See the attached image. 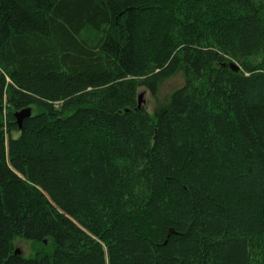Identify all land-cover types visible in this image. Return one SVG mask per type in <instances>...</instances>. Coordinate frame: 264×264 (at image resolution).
<instances>
[{
  "label": "trees",
  "instance_id": "1",
  "mask_svg": "<svg viewBox=\"0 0 264 264\" xmlns=\"http://www.w3.org/2000/svg\"><path fill=\"white\" fill-rule=\"evenodd\" d=\"M0 264H264V0H0Z\"/></svg>",
  "mask_w": 264,
  "mask_h": 264
},
{
  "label": "rangeland",
  "instance_id": "2",
  "mask_svg": "<svg viewBox=\"0 0 264 264\" xmlns=\"http://www.w3.org/2000/svg\"><path fill=\"white\" fill-rule=\"evenodd\" d=\"M183 82V76L180 72L175 73L173 76L164 80L161 84L160 91L158 95L161 97L166 94L168 91L172 90L174 87L180 85ZM139 93H142V102L147 106V108L151 111L155 99L149 93V91L143 87L139 88ZM39 242L33 239H27L24 237H16L14 239V249H17L19 253L24 255H31L35 252L36 248L40 247Z\"/></svg>",
  "mask_w": 264,
  "mask_h": 264
},
{
  "label": "water",
  "instance_id": "3",
  "mask_svg": "<svg viewBox=\"0 0 264 264\" xmlns=\"http://www.w3.org/2000/svg\"><path fill=\"white\" fill-rule=\"evenodd\" d=\"M142 102V93H138V105H140ZM31 112V108L30 107H25L22 110H18L15 112V116L17 117V123L18 126L21 127L22 125V120L24 117L28 116ZM15 253H19V251L17 249H14Z\"/></svg>",
  "mask_w": 264,
  "mask_h": 264
}]
</instances>
